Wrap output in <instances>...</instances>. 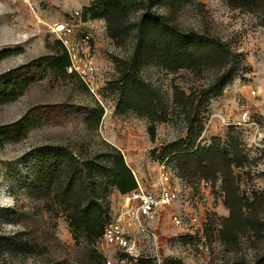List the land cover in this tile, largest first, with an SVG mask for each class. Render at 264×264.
<instances>
[{"label":"rangeland","instance_id":"rangeland-1","mask_svg":"<svg viewBox=\"0 0 264 264\" xmlns=\"http://www.w3.org/2000/svg\"><path fill=\"white\" fill-rule=\"evenodd\" d=\"M125 31L122 40L109 37L103 16L88 9L94 0H0V60L2 78L15 68L39 57L53 55L59 41L57 25L83 22L76 33L91 31L92 54L97 68L95 96L85 89L77 75L58 76L48 72L31 83L15 101L0 105V124L21 119L36 106H57L67 118L39 126L22 140L1 139L0 144V264H134L135 261L100 241L89 243L82 232L69 226L66 215L75 203L59 202L57 193L66 181L64 161L48 173L46 158L51 153L67 157L80 169L88 162L103 161L107 144L117 147L136 180L150 188L158 181L157 163L167 159L170 181L180 189V199L160 210L156 227L160 235V264L165 258L183 264H226L238 259L250 262L264 254V234L244 229L235 241L222 234L229 210L224 204L222 178L183 166L175 152L184 149L187 116L178 106L176 92L200 98L213 85L221 70L205 66L201 70H169L161 61L137 53L136 23L149 0H124ZM260 11L231 0H160L153 11L186 31L219 38L236 55L238 68L216 96L208 95L195 119L203 130L200 146L218 145L234 154L242 153L243 167L234 168L240 195L252 201L258 220L264 222V0ZM79 11L81 19L75 14ZM152 91L156 116L142 115L127 102L121 91L126 72ZM132 99V98H131ZM101 105L104 115L97 129H89L83 117L86 109ZM149 127H155L152 137ZM174 151L167 154L168 151ZM167 154V155H166ZM86 185L88 180L85 181ZM101 182L97 186L102 192ZM110 215L120 208L122 196L110 187L107 193ZM172 213H180L183 226H176ZM196 217V221L192 219Z\"/></svg>","mask_w":264,"mask_h":264},{"label":"trees","instance_id":"trees-1","mask_svg":"<svg viewBox=\"0 0 264 264\" xmlns=\"http://www.w3.org/2000/svg\"><path fill=\"white\" fill-rule=\"evenodd\" d=\"M149 0L146 4L145 13L136 23V47L137 53L144 57L161 61L169 70L180 69L201 70L205 66L217 67L221 74L215 83L206 89L198 98L194 94L186 95L184 92H176L175 99L187 116V138L183 144L186 146L175 152L176 158L182 161L183 166L194 165L193 171L204 170L209 178L216 179L218 175L222 178V189L225 192L224 204L229 210V216L224 219L221 234L226 241L237 240L238 235L244 229H250L255 235L264 234V222L258 220L255 205L258 198L250 201L247 197L240 195L238 179L235 177L234 168L243 167L245 159L238 150L229 154L220 151L217 144L209 147L200 146L197 143L203 127L195 119L196 110L204 104L206 96H216L222 89V85L229 82L233 72L238 68L236 55L225 42L219 38L209 35H201L195 31H186L171 24L166 18L153 11ZM160 1V0H157ZM235 4L253 7L260 11L262 0H231ZM124 0H94V4L88 9L93 16H103L107 22L109 37L115 41L122 40L125 31ZM53 55L39 57L10 71L2 78V91L0 93V105L15 101L20 98L28 86L40 81L48 72L58 76H75L69 73L68 54L57 41L53 47ZM9 51L0 52L2 60ZM121 91L126 96L127 102L138 110H143L142 115L156 116L159 112L154 102L152 91L139 82L134 74L126 72L123 76ZM87 89V87L81 82ZM132 98V99H131ZM83 122L89 129H97L104 115V109L97 104L86 109ZM57 106H36L30 109L21 119L8 125L0 124V137L3 140L14 138L24 139L33 129L67 118V112ZM152 137L155 136V127H149ZM1 144V140H0ZM108 152L103 161L88 162L80 169L71 166L67 157L58 153H51L46 158L48 173L57 171L58 160L64 161L66 183L61 193H57L59 202L75 203L67 211V221L77 234L82 232L89 243L99 242L103 236L104 229L111 219L110 202L107 193L110 187H114L121 196L127 195L138 187L136 177L127 164L122 152L115 146L107 144ZM174 151H168L167 154ZM166 154V155H167ZM88 180L86 185L85 181ZM102 184V192L99 193L97 186ZM10 239L2 238L0 247L6 248ZM134 264H160L157 260L141 256ZM161 264H183L180 259L174 257L165 258ZM226 264H264V254H261L255 262L246 259H238Z\"/></svg>","mask_w":264,"mask_h":264},{"label":"built area","instance_id":"built-area-1","mask_svg":"<svg viewBox=\"0 0 264 264\" xmlns=\"http://www.w3.org/2000/svg\"><path fill=\"white\" fill-rule=\"evenodd\" d=\"M75 14L80 17L79 11ZM83 28V22L67 21L57 25L54 33L65 48L69 57V73H74L80 81L95 96L97 84V68L91 49L94 39L91 31H85L80 36L76 27ZM166 160L157 163L158 183L147 188L138 183V187L122 196L120 208L106 225L100 242L107 247L117 248L129 257H150L160 262V235L156 227V218L160 210L173 205L180 199V189L170 181V172ZM172 222L183 226L180 213L171 214ZM197 219H192L195 222ZM110 264V262H108Z\"/></svg>","mask_w":264,"mask_h":264},{"label":"crops","instance_id":"crops-1","mask_svg":"<svg viewBox=\"0 0 264 264\" xmlns=\"http://www.w3.org/2000/svg\"><path fill=\"white\" fill-rule=\"evenodd\" d=\"M120 194V193H119Z\"/></svg>","mask_w":264,"mask_h":264}]
</instances>
